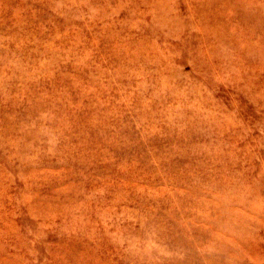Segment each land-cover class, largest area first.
Returning <instances> with one entry per match:
<instances>
[{
    "label": "rangeland",
    "instance_id": "374dc122",
    "mask_svg": "<svg viewBox=\"0 0 264 264\" xmlns=\"http://www.w3.org/2000/svg\"><path fill=\"white\" fill-rule=\"evenodd\" d=\"M0 264H264V0H0Z\"/></svg>",
    "mask_w": 264,
    "mask_h": 264
}]
</instances>
